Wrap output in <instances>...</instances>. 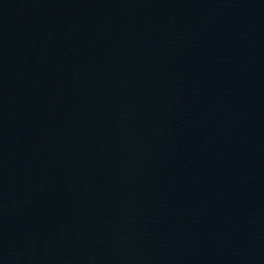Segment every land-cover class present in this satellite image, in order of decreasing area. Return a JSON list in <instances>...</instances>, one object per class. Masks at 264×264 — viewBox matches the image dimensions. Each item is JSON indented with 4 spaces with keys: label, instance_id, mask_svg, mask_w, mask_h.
<instances>
[{
    "label": "water",
    "instance_id": "1",
    "mask_svg": "<svg viewBox=\"0 0 264 264\" xmlns=\"http://www.w3.org/2000/svg\"><path fill=\"white\" fill-rule=\"evenodd\" d=\"M0 264H264V0H0Z\"/></svg>",
    "mask_w": 264,
    "mask_h": 264
}]
</instances>
